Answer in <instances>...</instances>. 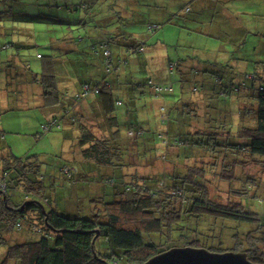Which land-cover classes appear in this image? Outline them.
<instances>
[{
  "label": "trees",
  "instance_id": "obj_1",
  "mask_svg": "<svg viewBox=\"0 0 264 264\" xmlns=\"http://www.w3.org/2000/svg\"><path fill=\"white\" fill-rule=\"evenodd\" d=\"M16 1L9 7L13 9L20 5L19 0L0 3ZM55 8L54 22L67 20L69 10L84 16L97 8L101 17L116 20L119 33L109 30L85 46L81 36L72 40L63 36L57 43L75 48L59 49L52 56L37 52L34 58L42 61L38 73L31 72L16 43L0 42V117L11 111L29 110L30 106L42 114L36 132L38 140L53 131L62 133L66 126H71L78 136L67 137L69 141L62 143L58 155L64 163L57 171V180L67 184L65 192L58 188L56 178L42 172L43 163L37 154L13 155L0 128V246L6 248L0 264H144L156 255L182 247L244 253L250 262L264 264V254L259 251V245L264 243V210L259 208L264 196L257 192L253 179L234 193L233 201L222 205L210 199L203 181L204 173H210L209 163L175 166L169 173L150 171L160 155L167 154L174 164L176 160L184 164L187 160L195 162L194 152L214 159L227 157L236 165L248 159V165L264 167V62L253 66V73H247V65L238 72L231 68L235 70L229 77L228 71H199L187 68V60H170L171 73L179 69L187 76L180 90L173 82L150 75L135 82L141 97H149L141 102V111L154 110L155 121L146 130L132 105L137 101L133 99L130 106L128 94L118 97L111 84L121 86L116 79L127 67V59L148 54L152 46L148 45L147 35L163 30L165 24L171 26L170 21L148 22L141 27L143 12L153 8L147 0H81L73 7ZM189 10L184 8L185 13ZM6 12L12 13L11 9ZM134 21L142 23L139 30L131 28ZM88 24L85 17L78 20L77 31H84ZM128 30L141 32L143 38L132 36ZM157 40L151 39L152 43ZM120 41L126 48L115 55L113 46ZM73 80L75 89L70 91L68 83ZM7 96L11 101L4 100ZM90 100L98 110L84 108ZM194 105L201 106L202 128L194 129L189 122L199 115ZM87 111L91 113L89 117L84 113ZM129 111L131 117L127 116ZM118 117L123 120L121 127ZM100 118L111 130L108 135L94 133ZM205 164H209L208 168ZM232 167L223 171V179L232 176ZM80 169L94 175H81ZM79 175L86 179L77 186L83 187L85 193L80 196L70 186L78 182ZM54 190L66 202L67 196L76 195L80 204H88V217L78 216L76 212L80 210L75 205L67 208L72 217L59 210L65 207L51 206ZM89 191L91 197L87 196ZM44 204L49 205L48 209ZM243 225L253 226L255 232L238 229ZM27 228L38 234L36 240L6 243L7 236H16ZM227 231L232 239L230 247L223 242Z\"/></svg>",
  "mask_w": 264,
  "mask_h": 264
},
{
  "label": "rangeland",
  "instance_id": "obj_2",
  "mask_svg": "<svg viewBox=\"0 0 264 264\" xmlns=\"http://www.w3.org/2000/svg\"><path fill=\"white\" fill-rule=\"evenodd\" d=\"M2 1V0H0ZM17 4L16 2H9L6 4L0 3V25L3 24L5 27V37L7 39L2 40L4 41H10L16 43L17 47L22 49L20 52L22 54H25L26 61L29 63V66L31 67L32 73H38L41 69L42 61L36 60L35 54L38 52L40 55L43 56H52L51 54H56L58 52L56 43L59 37V33L62 31L60 30L62 27L70 26L72 20L67 19L64 21H57L54 22V16L57 13V7L55 0H20V5H18L20 9V14L15 15L13 13V9L9 8L10 6H13L14 4ZM7 9H11L12 13L9 14L6 12ZM181 16V15H179ZM157 16L154 15L153 17L150 16L149 13H146L144 16L143 21V27H145V24L148 22H154L159 23V19H156ZM60 20V19H58ZM63 20V19H62ZM68 23V24H67ZM142 25L140 22H135L133 24L132 29L138 28ZM169 24H165L162 26V28L165 30V35L162 37V33L160 31L156 32L155 34L147 35L148 38L147 42L149 46H152L148 49V52H154L158 54L163 49L165 52L163 53V56L165 57V63L161 64L159 67H153V64H150L148 69L145 71H142V69L139 70L137 73H135V81L138 78V82H141L143 79L146 78L149 75L154 78V75H156L157 78L164 79L165 82L171 83L173 82V85H175L176 89L181 88V85H185V78L187 77L186 74L183 71H180L179 69L174 70L172 73L170 72L169 61L174 60L175 62L180 60H186L184 55L187 52L186 46H184V39L179 40L178 31L175 30L174 33L168 34V29L173 30L169 27ZM171 26H174V23H171ZM128 27V29H131ZM161 28V29H162ZM73 30V31H72ZM65 32V31H64ZM146 32V28L143 29V33ZM70 34H73V36H77V34H82V31H77L76 25L71 27ZM163 39L160 42L165 45L164 48H154V43H152L151 39L160 38ZM140 38H143V34H141ZM1 42V37H0ZM30 42V43H29ZM152 43V44H150ZM32 44L37 45L38 47L34 48ZM176 44V46H175ZM162 45V46H163ZM27 46V47H26ZM12 50V49H10ZM10 54V53H8ZM72 54V53H69ZM75 54V53H74ZM234 58L237 59L238 62H246L240 53L232 54ZM228 55H226V58ZM221 60H223V56L220 57ZM248 63V62H246ZM246 64H243V68H245ZM251 67H248L247 73H253L254 70ZM233 68V64L229 67V69H222L219 68L217 72H230L232 73L231 69ZM223 70V71H222ZM196 71V70H194ZM238 72V71H237ZM236 72V73H237ZM185 74V75H184ZM234 74V73H233ZM236 77V75H235ZM17 80V79H16ZM15 80V81H16ZM13 81V82H15ZM177 81L178 83H175ZM251 84V83H250ZM249 84V85H250ZM182 86V87H183ZM180 90V89H179ZM176 90L175 94H179ZM169 99L171 95L168 96ZM4 100L11 101V97L7 96L4 98ZM196 104V99H193ZM31 105V103H29ZM193 109H196L197 113L199 114L197 117H194L195 120H190V124L194 129L202 128L201 125V119L203 117V112L201 110L200 105H194ZM144 113L139 108V122L141 124V127H143L146 130H149L150 127H152V123L155 121L154 118V110H143ZM42 117V114L39 112L38 109H31L29 106V110H18V111H11L8 113H5L0 117V124L1 129L3 132V137L6 140V146L12 151L13 155L15 156H26V155H38V158L41 160L42 164V172L46 176H51L53 178H56V184L59 185L58 188L63 189L66 192V189H64V185H67L66 183L62 184V182L58 179L57 180V171L59 170V167L64 162L60 159L58 155H60L61 152V145L63 143L61 139L62 133L59 131H53L50 133L45 134L40 140L36 138V132H38L39 129V123L40 119ZM198 118V119H197ZM197 119V120H196ZM197 121V122H195ZM9 123V124H8ZM119 126H123V120L119 119ZM2 142V141H1ZM5 145V144H4ZM195 154V162L194 160H187L182 163L180 160H176V163L174 164L171 162L170 159H168V155L165 154L164 156H159L154 162L153 167L150 168L148 165L147 167L150 168L151 173H169L172 172L175 166L178 168H187L189 165H196L197 167L202 166L204 163H209L211 165L210 169H207L210 171V173H204L203 181H205L206 187L209 191L210 199L218 204L226 205L228 202L233 201V195L236 192H240V190L245 188L246 183L249 179H253L252 181L256 182L257 186V192L261 194V196H264V167L260 165H248V159L243 163V165L235 163L233 164V160L227 159V157H218L213 158L208 157L204 155L202 152H194ZM203 156V157H201ZM193 159V158H192ZM209 164H205V166L208 168ZM231 166H233L231 169H233L232 176L226 179L222 178V175H224L225 170L229 169ZM148 171V170H145ZM90 185L87 186V189H90ZM79 193H82L85 195L84 191H80V187L77 188ZM81 194V195H82ZM67 196V195H66ZM87 196H90V191L87 193ZM94 199V198H93ZM80 199H76L75 195L72 197L67 196V202L66 199L59 198L56 190L52 192L50 196V205L55 206L59 209L61 212H64L65 215L68 217H72L71 214L67 213V208L71 209L73 206L80 210V212H76V214L81 217H88L87 212L89 213L91 211V208L88 209V204L81 203ZM92 200V199H91ZM100 204H98L99 207ZM60 206V207H59ZM45 209H48L49 205L44 204ZM94 208V207H93ZM259 208L261 211L264 210V204H260ZM94 211V210H93ZM75 214V216H77ZM238 229L242 231H249V232H255V228L253 226H239ZM33 232H30L27 229H24V231L21 234H17L16 236H7L6 237V243L12 244V243H24L26 241H34L38 238V234H32ZM223 242L225 245L230 247L232 244V239H230V234L227 231L225 238H223ZM5 247L0 246V262L2 258L5 255ZM259 251H261L264 254V243L259 245ZM264 257V256H263ZM264 261V259H263Z\"/></svg>",
  "mask_w": 264,
  "mask_h": 264
},
{
  "label": "crops",
  "instance_id": "obj_3",
  "mask_svg": "<svg viewBox=\"0 0 264 264\" xmlns=\"http://www.w3.org/2000/svg\"><path fill=\"white\" fill-rule=\"evenodd\" d=\"M55 1L56 5L58 6L70 5L72 7L77 5L78 2H81V0ZM147 3H150V6L153 8H151V10H147V12L144 11L143 13H149L151 17L156 15V19H165L170 21L169 23L178 24V27L169 26L173 30L168 29L167 32L170 34L174 33L175 30H179V40H185L183 43L184 46H186L187 52L184 55H186L185 59L188 62L184 65L187 68L197 69L199 71H203L202 69L208 70L212 68L218 70L219 68L227 67L228 65L233 64V68L239 71L243 68V64H246L247 67H251L256 66V64L259 62H264V0H147ZM185 7L190 9L186 13L184 11ZM96 10L97 8L88 14H84V16L81 12L75 14L74 11L69 10L70 12H67L65 16L67 19H71L72 22L70 26H64L60 29L62 32L59 33V37L62 38L64 36L66 39L72 40L75 36L70 34L71 27L77 25L78 20L83 19L84 17L89 23V26L84 31H82V35L77 34V36L82 37L84 42L82 43L84 46L90 45L89 41H96L98 37L104 34V32H109V30H114L115 33H119V30L116 27V20L108 16L101 17V14L96 12ZM17 11H20L19 7H13V12L16 13ZM144 16L145 15L141 16V22L144 21ZM95 21H97L96 24L92 25V23ZM139 29L140 28L134 30ZM180 31L183 33L180 34ZM161 33L163 37L165 35V30L163 29ZM134 35L135 37L141 36V32L132 31V36ZM0 37L1 41L4 40L5 27H0ZM5 39L7 38L5 37ZM161 40L163 41V39L160 37L159 40L155 42L154 48H156V50H158V48H164L165 45L160 42ZM122 43L124 42L120 41L118 45L113 46L112 50L115 55H120L126 48V46H123ZM60 44H62V46H60ZM56 46L59 52V49H68L70 48L69 46L72 47V44L68 45L56 43ZM73 47L75 48V45H73ZM164 52L165 50L163 49L158 54L154 52H148V54L144 53L145 55H142L141 57H129L127 59V67L122 69L120 78L116 79L118 84H120V81L122 82L121 86L118 88L116 83H114V86L113 83L111 84L113 87L112 89H114V92L116 95H118V97L125 98L128 94L127 101L130 106L133 99L135 102L137 101L136 104H132L134 108H136L137 117H139V108L141 109L142 106L141 102L143 100H149V97H141L139 87L136 86L137 82H134V79L136 78L134 75L138 72L137 69L139 65L141 69H144L145 71V69H148L150 64H153V67H159L162 63L164 64ZM237 53H240L242 58L248 63L243 61L238 62L236 58L231 56L232 54ZM226 55H228L227 58ZM221 56H223V60H221ZM180 61L185 62V60ZM157 74L158 73H156V75ZM156 75H154L155 79L164 81V79L157 78ZM205 77L207 76H200L199 78L202 79ZM137 80L138 79H136V81ZM69 82L71 83H67L70 91H74V80ZM128 85L129 87H127ZM129 88L132 89L130 92ZM92 100L95 101L96 99L93 98ZM90 102L91 100L86 103L84 108L90 110L92 107L98 110L96 103L94 102V105H90ZM131 112L132 111L127 112L128 117H131ZM84 113L86 114V117H89L91 114L88 111ZM110 132V128L102 123V118L98 119L97 126L94 127V133L96 135H108ZM75 135L76 131L72 130L71 126H66L64 132H62L61 139L64 143L65 141H69V138H73ZM80 164H82V161ZM83 172H86V170H79L81 175ZM92 175L94 174L88 172L86 176L91 177ZM84 180L86 179H83L81 176L80 178H77L76 181L78 182L70 185L72 191H79L77 186H79L78 184H83ZM82 190L83 187L80 189V191ZM75 194L77 195L79 192Z\"/></svg>",
  "mask_w": 264,
  "mask_h": 264
},
{
  "label": "water",
  "instance_id": "obj_4",
  "mask_svg": "<svg viewBox=\"0 0 264 264\" xmlns=\"http://www.w3.org/2000/svg\"><path fill=\"white\" fill-rule=\"evenodd\" d=\"M144 264H254L244 253H212L190 247L172 248L149 259Z\"/></svg>",
  "mask_w": 264,
  "mask_h": 264
}]
</instances>
